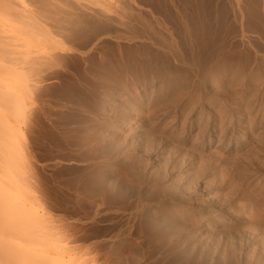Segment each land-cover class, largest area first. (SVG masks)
<instances>
[{"label": "bare ground", "instance_id": "obj_1", "mask_svg": "<svg viewBox=\"0 0 264 264\" xmlns=\"http://www.w3.org/2000/svg\"><path fill=\"white\" fill-rule=\"evenodd\" d=\"M0 264H264V0H0Z\"/></svg>", "mask_w": 264, "mask_h": 264}]
</instances>
